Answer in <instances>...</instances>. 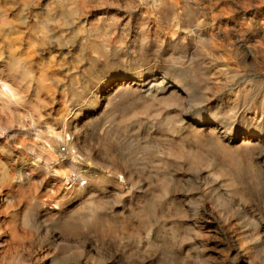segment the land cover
<instances>
[{"label": "rangeland", "instance_id": "374dc122", "mask_svg": "<svg viewBox=\"0 0 264 264\" xmlns=\"http://www.w3.org/2000/svg\"><path fill=\"white\" fill-rule=\"evenodd\" d=\"M0 264H264V0H0Z\"/></svg>", "mask_w": 264, "mask_h": 264}, {"label": "bare ground", "instance_id": "6f19581e", "mask_svg": "<svg viewBox=\"0 0 264 264\" xmlns=\"http://www.w3.org/2000/svg\"><path fill=\"white\" fill-rule=\"evenodd\" d=\"M29 56V55H28ZM29 58V57H28ZM154 81L155 80H149L148 82H146V84H145V86H144V88H145V91L146 92H150V91H152L151 89H152V87H153V83H154ZM132 88V87H131ZM154 88V87H153ZM170 89H178V87L176 86V85H173V86H170L169 87ZM144 91V90H143ZM168 91V90H167ZM174 92V91H173ZM155 93V92H154ZM154 93H152V94H154ZM143 94V93H142ZM145 94V93H144ZM196 123V122H195ZM53 146V145H52ZM52 146L50 145V144H48V146H44V150L46 151V153L48 154V155H52Z\"/></svg>", "mask_w": 264, "mask_h": 264}, {"label": "built area", "instance_id": "2783aa9c", "mask_svg": "<svg viewBox=\"0 0 264 264\" xmlns=\"http://www.w3.org/2000/svg\"><path fill=\"white\" fill-rule=\"evenodd\" d=\"M60 153L61 154H70V150L68 149V147H66V146H62L61 148H60ZM75 153V152H74Z\"/></svg>", "mask_w": 264, "mask_h": 264}]
</instances>
